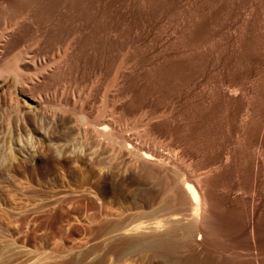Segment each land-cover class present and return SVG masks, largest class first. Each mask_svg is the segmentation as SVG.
Masks as SVG:
<instances>
[{
    "label": "rangeland",
    "instance_id": "374dc122",
    "mask_svg": "<svg viewBox=\"0 0 264 264\" xmlns=\"http://www.w3.org/2000/svg\"><path fill=\"white\" fill-rule=\"evenodd\" d=\"M55 1L0 41L47 64L0 86V264H264V0Z\"/></svg>",
    "mask_w": 264,
    "mask_h": 264
},
{
    "label": "bare ground",
    "instance_id": "6f19581e",
    "mask_svg": "<svg viewBox=\"0 0 264 264\" xmlns=\"http://www.w3.org/2000/svg\"><path fill=\"white\" fill-rule=\"evenodd\" d=\"M54 2V1H53ZM55 3H58V4H60V5H65V0H56L55 1ZM68 3V2H67ZM66 3V4H67ZM50 4V3H49ZM47 5H48V2H46V0H43V1H41V0H0V6L3 8V11L5 10V12H7L6 14L7 15H9V14H11L10 16H8V17H10L11 19L9 20V18L7 19V18H5V23H4V25H3V31L0 33V41H4L3 39H5V37H8V30H19L18 32H24V31H22V30H29V28L30 27H33L34 29H38V30H40V29H42V28H44V29H46L47 27L49 28L50 26H47V22H49L50 21V19H49V11H47V10H49L48 9V7H47ZM59 6V5H58ZM56 9V8H55ZM50 10H52V9H50ZM0 14H2V12H0ZM6 14H5V16H6ZM4 15V14H3ZM2 15V16H3ZM51 15V14H50ZM49 19V20H48ZM3 20H4V18H3ZM49 25V24H48ZM54 25V24H53ZM52 25V26H53ZM52 29V28H51ZM50 29V30H51ZM53 30H55V27L53 28ZM13 31H12V36H9L10 38L11 37H13ZM41 31V30H40ZM26 32V31H25ZM42 32V31H41ZM44 33L45 32H48V30H45V31H43ZM52 32V31H51ZM50 32V33H51ZM32 33V32H31ZM43 33V34H44ZM7 34V35H6ZM11 34V32L9 33V35ZM47 35V34H46ZM49 36V35H48ZM50 36H51V34H50ZM7 38V40L9 39L10 40V38ZM20 37V36H19ZM19 37H17L18 39H19ZM52 37V36H51ZM43 38V37H42ZM7 40H5V42H9V41H7ZM11 40H13L12 38H11ZM10 40V41H11ZM14 40H16V39H14ZM33 41V40H32ZM41 41V40H40ZM1 43V42H0ZM4 43V42H3ZM15 43V42H14ZM41 43V42H40ZM52 43V42H51ZM7 44V43H6ZM3 45V44H2ZM1 45V46H2ZM5 45V44H4ZM67 46V45H66ZM6 47V46H5ZM8 47V46H7ZM47 47V46H46ZM2 48H4L3 46H2ZM10 48H11V46H10ZM14 48V47H13ZM31 48V47H30ZM29 48V49H30ZM67 48H68V46H67ZM65 52V51H64ZM69 53V52H68ZM31 54H32V51H31ZM31 56L30 54H28V53H25V51H23V52H20V53H17V54H15L14 56H11V58H9L8 60L6 59L5 61H3V63L0 65V76H2L3 77V82L0 84V86H2L3 84H4V82H7V80H6V76L9 74H13V75H15V80L17 81V82H19L20 83V85H21V87H22V89H21V87H20V85H19V88L22 90V92H24V91H27V94H28V91L30 90V86H32L33 87V84H34V82L32 83V81H35V80H33V79H37L38 77H42L45 73H44V71H46L45 69H46V63H44V61L42 60V59H40L39 57H29V56ZM62 55H63V53H62ZM64 55H66V52L64 53ZM64 55H63V57H64ZM66 57H67V55H66ZM65 57V60H67V58ZM59 58V57H58ZM28 59H30V60H28ZM63 61H64V58L62 59ZM61 61V60H60ZM67 62V61H66ZM59 63H61V62H59ZM55 64H57V63H55ZM54 64V65H55ZM49 65V64H48ZM53 65V66H54ZM29 66H32V68H31V70H30V72H26V71H24V69H27L26 67H29ZM50 67L51 66H49V68H48V70L50 71ZM58 67V66H57ZM55 68V70H57L56 69V67H54ZM52 69V68H51ZM47 70V71H48ZM61 70V69H60ZM48 71V72H49ZM29 73L28 74V76L25 78V76H24V73ZM60 72V71H59ZM32 73V74H31ZM43 73V74H42ZM49 73H51V72H49ZM54 74V72H52V75ZM13 75H11V76H13ZM51 75V74H50ZM49 75V76H50ZM55 75V74H54ZM45 76V75H44ZM48 75H47V77H49ZM1 77V78H2ZM9 77V76H8ZM47 77H45V79L47 78ZM52 77V76H51ZM43 78V77H42ZM12 79V78H11ZM39 79V78H38ZM44 79V78H43ZM48 79V78H47ZM38 81V80H37ZM39 81L41 82V80L39 79ZM42 81H44V80H42ZM10 82H12L11 80H10ZM30 83L32 84V85H30ZM36 84H37V82H35ZM7 84V83H6ZM8 84H10V83H8ZM5 85V84H4ZM35 85V84H34ZM36 86V85H35ZM11 89V88H10ZM4 90V89H3ZM8 90V89H7ZM21 92V91H20ZM10 94V93H9ZM24 94H26V92L24 93ZM30 94V93H29ZM29 96V95H28ZM11 97V96H10ZM30 97V96H29ZM19 99V98H18ZM18 99H16V105H18L19 104V107L21 106V104H20V101H18ZM29 99H31V101H33V98H29ZM112 99V98H111ZM11 100V99H10ZM23 101H24V99H22ZM108 101V100H107ZM11 102V101H10ZM18 103V104H17ZM25 104L26 105H24L25 107L24 108H28L29 110H31V108H33V105H32V103H30V102H28V101H26L25 100ZM70 104V103H69ZM106 108V107H105ZM27 109V110H28ZM68 109V108H67ZM24 110V109H23ZM77 110H78V112H84V114L82 115L83 117H84V119L85 120H89L90 119V115L89 116H87L86 115V112L85 111H83V105L82 106H78L77 107ZM32 111V110H31ZM110 111V110H109ZM88 112V111H87ZM22 114V113H21ZM80 117H81V115H79ZM87 116V117H86ZM96 116V115H95ZM89 117V118H88ZM91 117H92V115H91ZM102 117V116H101ZM78 118V117H77ZM82 118V117H81ZM106 118V117H105ZM104 117L101 119V118H99V119H101L102 121H99V119H97L96 120V118H92V119H94V120H96L97 122H94L93 123V126H92V128L90 129V134H92V137L94 136L95 138H97V139H99V141H100V139L102 140L103 138H108V137H110V138H114V137H116L115 135H117V137H119V132H116V131H113L112 130V121L110 122V118H108V119H105ZM80 120V119H79ZM87 122V121H86ZM89 122V121H88ZM76 125V124H75ZM73 126V125H72ZM74 128H75V126H74ZM84 129V128H83ZM86 130V129H85ZM117 130V129H116ZM116 133H118V134H116ZM121 134V133H120ZM1 135V134H0ZM75 136V135H74ZM114 136V137H113ZM85 137V136H84ZM95 138H93V139H95ZM110 138H108V139H110ZM121 138H122V136H121ZM84 139V138H83ZM107 139V140H108ZM112 140V139H111ZM115 140H116V138H115ZM117 140H118V138H117ZM114 141V140H113ZM112 141V142H113ZM123 141V140H122ZM125 141V140H124ZM98 142V141H97ZM130 146V145H129ZM127 147V148H131V147ZM134 147H132V150L133 151H135L136 149H133ZM136 148H138V146L136 147ZM140 149V148H139ZM129 151V150H128ZM141 151V150H140ZM143 151V150H142ZM132 152V151H131ZM141 154V156L143 157V159L145 158V159H151V156L152 155H155L153 152L150 154L149 152H147V151H143V152H140ZM139 155V156H140ZM158 156V155H157ZM154 157V156H153ZM147 159V160H148ZM194 179V178H193ZM189 183V182H188ZM200 183V182H199ZM199 183H198V181H197V185H194V187L192 186V184H186V187H185V190H186V192H187V194L190 196V199H191V201H192V203H193V205H194V208H192V215L194 216V218H195V216H199V213H200V207H201V205H203L204 203H205V198H204V194H203V190H201V185H199ZM196 186V187H195ZM206 208V207H205ZM201 209H203V208H201ZM202 211V210H201ZM203 214V213H202ZM191 215V216H192ZM197 219V218H196ZM195 219V220H196ZM194 220V221H195ZM191 221H193V220H191ZM189 222L190 224V226H191V224H192V222ZM197 221V220H196ZM162 222V221H161ZM156 223V222H155ZM160 224V223H159ZM194 224H196L195 222H194ZM158 225V224H157ZM188 225V224H187ZM133 226V225H132ZM131 226V227H132ZM135 226V225H134ZM193 226V225H192ZM140 228V227H139ZM131 229H133V228H131ZM192 230V229H191Z\"/></svg>",
    "mask_w": 264,
    "mask_h": 264
}]
</instances>
